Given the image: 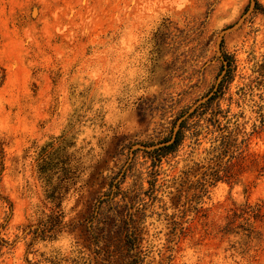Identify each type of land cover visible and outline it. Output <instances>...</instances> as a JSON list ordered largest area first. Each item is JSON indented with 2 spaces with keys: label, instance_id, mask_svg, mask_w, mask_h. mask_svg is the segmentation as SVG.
Returning a JSON list of instances; mask_svg holds the SVG:
<instances>
[{
  "label": "rangeland",
  "instance_id": "374dc122",
  "mask_svg": "<svg viewBox=\"0 0 264 264\" xmlns=\"http://www.w3.org/2000/svg\"><path fill=\"white\" fill-rule=\"evenodd\" d=\"M224 55L232 80L156 160L216 92ZM218 109L244 160L196 216ZM263 115L264 0H0V264H105L94 226L115 204L144 264H264ZM53 187L65 218L42 236Z\"/></svg>",
  "mask_w": 264,
  "mask_h": 264
},
{
  "label": "trees",
  "instance_id": "16d2710c",
  "mask_svg": "<svg viewBox=\"0 0 264 264\" xmlns=\"http://www.w3.org/2000/svg\"><path fill=\"white\" fill-rule=\"evenodd\" d=\"M221 69L223 77L214 95L211 96L206 103L197 107L188 115L186 119H183L180 123L179 130L175 133L172 132L173 136L161 142L163 146L153 151V153H155L154 158L156 160L161 161L162 158L174 153L183 140V133L189 120L193 117H201L207 114L210 110L211 101L223 93L224 86L230 83L234 73V63L232 59L224 55ZM220 114H222L220 109L212 112L213 118L211 120V125L216 128L215 132H220L215 140L218 144L213 146V148L208 152L209 157L207 159V163L209 166L202 179L193 187L196 193L192 194L188 200V202L191 203V207L188 211H191L196 216L201 215L204 211L201 205V200L207 193L208 187L220 181H232L238 172L235 168L239 167V163L244 160L242 145L247 140L243 139L240 143H237V136L233 134V130H230L229 124L231 122L228 121L226 125H222L221 122L216 119ZM224 118H226V116ZM262 118L264 119V115ZM263 119L261 122H264ZM211 134H213V132H211ZM63 179L67 178L65 177L62 178V180ZM48 183L51 186L49 181ZM61 186L62 184L59 185V187ZM56 188L58 187H53L52 191L46 193V199L49 203L55 206L57 211L52 214L53 225L51 227L37 230L42 234V236L46 233L55 231L63 224V220L65 218V214L62 209L64 195L55 191ZM113 199L114 198H111V202ZM106 202H108L107 199H103L101 201L102 204ZM112 210L114 211V216L110 215L112 213L107 215L102 214V216H99L98 218V226H94L97 235V244L100 247L98 250L102 252V256L104 257L103 261L105 264H144L146 254L140 249L141 230L138 229L136 221L131 218V215L126 216L123 214L124 208L119 207L116 204L112 206ZM253 214L255 219L263 217L258 208L253 210ZM183 215H185V212H183ZM176 225H180V223H176ZM184 229V227H181V230ZM102 233H104V236H101ZM122 234L124 235L123 239L121 238ZM11 245L12 244L8 241L0 238V259L6 253L5 250H7ZM49 262L50 264H59L53 260H49Z\"/></svg>",
  "mask_w": 264,
  "mask_h": 264
}]
</instances>
